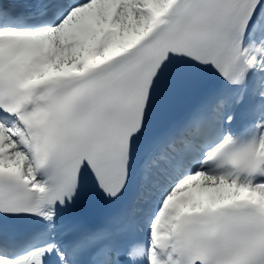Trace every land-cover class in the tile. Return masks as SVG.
Instances as JSON below:
<instances>
[{
    "label": "snow or ice",
    "instance_id": "snow-or-ice-1",
    "mask_svg": "<svg viewBox=\"0 0 264 264\" xmlns=\"http://www.w3.org/2000/svg\"><path fill=\"white\" fill-rule=\"evenodd\" d=\"M0 264H264V0H0Z\"/></svg>",
    "mask_w": 264,
    "mask_h": 264
}]
</instances>
